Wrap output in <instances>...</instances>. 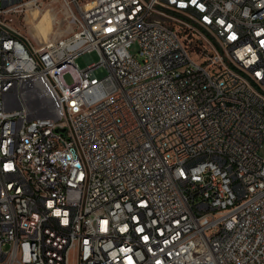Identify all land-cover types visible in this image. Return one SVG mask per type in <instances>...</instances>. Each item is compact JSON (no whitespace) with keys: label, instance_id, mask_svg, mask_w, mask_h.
<instances>
[{"label":"built area","instance_id":"obj_1","mask_svg":"<svg viewBox=\"0 0 264 264\" xmlns=\"http://www.w3.org/2000/svg\"><path fill=\"white\" fill-rule=\"evenodd\" d=\"M45 2L0 0V264H264V0Z\"/></svg>","mask_w":264,"mask_h":264},{"label":"rangeland","instance_id":"obj_2","mask_svg":"<svg viewBox=\"0 0 264 264\" xmlns=\"http://www.w3.org/2000/svg\"><path fill=\"white\" fill-rule=\"evenodd\" d=\"M25 1L24 13L15 23L16 29L27 39H29L34 46H38L40 43L47 39H61L68 30L69 23L66 20L64 9L61 5L43 3L40 7L35 5H28L30 0ZM81 4L88 3L92 0H79ZM139 47L135 44L131 49V54L135 56V59L140 61L138 56ZM88 61H92L95 64L100 63V56L97 52L91 53L89 56H82L77 60V64L81 69L87 67ZM96 75L102 79L107 76L105 69H99L96 71ZM69 80V77H67ZM260 155L264 157V148L260 151Z\"/></svg>","mask_w":264,"mask_h":264},{"label":"bare ground","instance_id":"obj_3","mask_svg":"<svg viewBox=\"0 0 264 264\" xmlns=\"http://www.w3.org/2000/svg\"><path fill=\"white\" fill-rule=\"evenodd\" d=\"M48 40V39H47Z\"/></svg>","mask_w":264,"mask_h":264}]
</instances>
